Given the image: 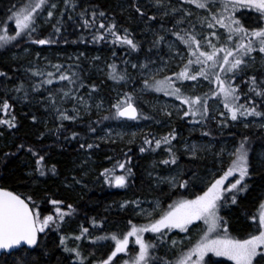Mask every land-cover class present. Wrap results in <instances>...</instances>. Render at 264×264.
<instances>
[{
    "label": "snow or ice",
    "instance_id": "1",
    "mask_svg": "<svg viewBox=\"0 0 264 264\" xmlns=\"http://www.w3.org/2000/svg\"><path fill=\"white\" fill-rule=\"evenodd\" d=\"M185 5L194 6L199 11L194 13ZM77 7V0H63L62 9L60 0H20L0 18V49L8 50L23 44L45 46L57 43L66 11L76 12ZM125 11L129 13L128 21H138L145 26V31L152 33L153 39L143 62H140L139 54L144 52V40L138 38L136 30L124 26L115 15H109L99 7H81L77 13V27L90 33L93 43L110 41L113 46L125 48L129 55L138 54L137 62L122 59V69L115 62L108 63L105 72L107 80L122 87L135 83L136 77L129 71L130 66L139 76L141 84L139 93L135 88L118 92L115 102L107 109L108 114L87 123L84 136L71 131L70 137H65L77 141L79 149L83 150L86 159L81 167L89 163L102 143H116L110 125L106 129L97 127L103 121H117L118 127L126 126L129 121L162 123L141 109L139 97L144 93H161L179 101V104L171 105L165 102L158 111L169 118V124L175 113L189 126L190 133L199 130L201 139H212L207 142L181 139L182 134L176 127L159 136L146 133L139 152L163 151L167 154L154 163V167L165 166L168 173L155 176L160 196L152 201L129 199L118 205L121 210L140 217L144 222H133L128 218L126 230L118 232L107 229V217H92L91 227L95 233L82 224L79 234L60 236V247L68 254L71 264H224V261L231 264H264V199L258 204L257 214L248 217L254 231L245 237L233 236L228 218L222 215L224 209L238 206L241 196L250 190L249 182L253 176L251 138L243 135L238 143L229 148L219 141L213 142L215 133L212 130L213 125L222 130L233 124H242L246 129L253 126L264 129V72L248 71L255 67L258 60L264 67V0H124L120 5V14ZM252 12L256 13L255 25L245 20V16ZM67 19L73 20L74 17L69 13ZM13 21L15 27L10 30ZM45 25L53 30L47 36L42 35ZM170 37H175V40ZM161 46L167 47V58L159 55ZM112 54L116 55L114 51ZM174 60L179 62L178 70L168 75L169 63ZM26 71L38 79L30 83L20 80L12 89L17 93L16 98L29 99V88L32 92L46 91L47 96L40 102L46 99L45 111L54 112L60 122L57 132L66 129L65 121L76 123L83 119L82 114L90 116L93 107L98 112L103 109L102 99L98 103L92 102L93 93L99 91V85L85 83L84 70L79 64L65 68L63 64L49 62L44 68L37 65ZM0 77L7 78L8 73L0 71ZM59 82L66 84H60L58 88L45 87ZM203 82H207V91L197 92ZM82 89L87 91L82 93ZM70 101L72 107H64ZM210 101L222 104L223 110L214 112ZM11 109L7 98L0 102V112L5 117L0 118V125L8 129L17 127V118ZM31 119L37 122L35 115ZM101 132L104 134L101 135ZM126 134L116 132L115 136L122 140ZM135 135V132L131 133V136ZM217 143H220L218 148ZM181 148L183 151H180ZM213 149L216 163L223 166L227 157L228 166L226 169L222 167L218 178L213 173V179L203 189L194 191L196 182L201 178L185 164L200 160L203 154ZM17 151H26L33 158L34 167L28 173L33 179L49 173L58 175L55 164L49 167L45 149L20 143ZM131 152L132 149H129L124 153V159H116L111 168L105 167L100 172V177L109 187L128 188L129 177L133 176ZM15 154L5 152L3 155L11 158ZM185 156L188 157L187 162L182 159ZM117 169L120 174H117ZM72 183L87 186L76 176L72 177ZM164 197L171 201L166 207ZM43 202L54 206L53 214L43 213ZM77 212L73 204L63 199L46 196L45 201L37 202L31 195L0 187V264H35L33 253L40 248L44 237L51 231H59L67 222L66 218L74 217ZM193 230H199L200 235L186 248L182 240L172 236L173 233H184L190 239ZM149 233L152 235L146 236ZM69 239L78 242L86 240L93 246V251L85 255L81 244L69 246ZM178 244L181 247L176 252ZM104 247H108L109 251L97 256L96 249ZM213 257L223 259L213 260Z\"/></svg>",
    "mask_w": 264,
    "mask_h": 264
},
{
    "label": "trees",
    "instance_id": "2",
    "mask_svg": "<svg viewBox=\"0 0 264 264\" xmlns=\"http://www.w3.org/2000/svg\"><path fill=\"white\" fill-rule=\"evenodd\" d=\"M20 0H0V18H3L13 4H19ZM124 3V0H77L76 12L67 10L63 21V29L60 37H54L58 39V42L52 45H31L23 44L20 47H9L8 50L0 49V71L8 73V77H0V102L7 98L12 105L11 112H13L17 118V127L14 129H8L6 126L0 125V187H6L9 190H14L23 195L33 196L37 202L45 201V197L63 199L67 203L73 204L78 212L72 218H66L67 222L62 226L59 231H51L46 237H44L40 248L33 253L35 256V264H71L68 259V254L64 253L59 245L61 235L72 236V231L78 229L76 234H79L80 226L89 227L91 232L95 233V230L91 227V218L96 217L101 219L107 217L106 227L108 230H115L123 232L127 228V219L131 218L133 222L143 223L144 221L139 217L132 215L129 212L121 210L119 203L129 200L140 198L145 201H152L155 197L160 196V189L153 188L152 177L149 175L151 172L163 173L165 168L162 165L154 167V163L160 159L159 155L163 151L158 152H146L141 154L139 147L143 143V133L137 135L131 141L126 139H116V143H102L101 147L92 154L91 159L87 165L81 167L82 162L86 159L83 150L79 149L78 143L75 140L66 139L70 137L71 131H76L84 136L86 133V125L90 121H97L104 115H107V109L115 102L116 94L124 91H131L133 88L140 89L139 76L135 70L129 66V71L136 77L135 83H129L127 86H120L114 84L112 81L107 80L105 72L107 71L106 65L108 63L115 62L119 69H122L124 65L121 63L122 59L131 60L137 62L136 53L129 55L125 48L117 45L113 46L111 42H99L93 43L91 41V34L85 32L83 29L77 27L76 21L78 19L77 13L81 7L84 8H96L106 10L109 15H115L117 20L124 24V26L130 29L136 30L138 38L144 40V52L139 54L140 62H143L144 54L147 53L148 46L153 39L152 33L145 31V26L138 21H128L127 17L129 13L125 11L120 14V5ZM60 8H63V0H60ZM72 14L74 19L68 20L67 15ZM253 16V15H252ZM245 18L246 21H253ZM248 24H251L250 22ZM170 26V25H169ZM14 21L10 25V30L14 28ZM158 28L159 26L156 25ZM52 28L45 25L42 30V35L47 36L52 33ZM81 36L84 37L81 40ZM65 38L67 43H65ZM175 38V37H170ZM75 41V42H74ZM165 46H161L165 53ZM27 49V50H25ZM48 49L53 50V56L48 59L41 57L40 51ZM113 51L116 53L113 56ZM153 51H156L155 49ZM30 53V54H29ZM39 53L37 55L31 54ZM83 53V55H81ZM67 55V56H66ZM79 57V59H77ZM94 57H100L96 60ZM49 60V61H46ZM51 62L52 64H63L65 68L69 65L79 64L83 71V79L85 83L95 82L99 85V91L93 93V103H98L103 100V109L98 110L93 107L91 115L82 114L83 119L76 123H70L65 121L66 129H60L57 132V126L60 123L56 118L54 112L51 110L45 111L47 100L40 101L47 96V92L41 89L40 92H32L29 88L30 98L19 99L17 93L12 89L20 81L24 80L26 83H30L32 80L38 78L31 77V74L26 71L31 66H39L44 68ZM103 69L104 71H101ZM51 70V69H50ZM250 72H264V69L254 70L249 69ZM170 75V73H167ZM60 84H66V82H59L52 86L58 88ZM87 89H82L81 92H85ZM154 94V93H153ZM152 93L143 94V99H139L140 107L144 112H147L154 116L152 110L149 108V104H145V99H151L154 97ZM22 93L20 96L22 97ZM64 107L71 108L72 102L65 104ZM35 115L37 122H33L31 117ZM0 118H5L4 114L0 112ZM154 122V121H153ZM137 123V122H127ZM157 124L150 128L149 132L156 134ZM111 126L112 129L118 126L117 121L106 120L98 124L99 129H106V126ZM212 130L216 133V127L213 125ZM148 132V133H149ZM101 135L104 132L100 133ZM224 135L230 139H235L239 142L243 135H248L251 138L252 147V171L253 176L250 183V190L247 194L241 196L238 206H232L231 208L224 209L222 215H225L230 222V231L233 236L245 237L248 233L254 231L251 225V221L248 217L252 214H256V206L259 200V195L264 191V168L258 169L254 166L255 152L264 148V129L257 128L255 126L250 128H244L241 125L225 127ZM158 136V135H157ZM78 139H80L78 137ZM91 142V141H89ZM99 142V141H97ZM24 143L25 145H32L33 147L45 149L47 151L46 159L49 163L57 166L58 175L52 176L50 173L47 176L39 177L35 179L29 176L28 173L34 167L33 158L26 151H17V145ZM132 149L129 155L133 156L132 167L133 176L129 177V186L127 189L121 190L114 187H109L103 182V178L100 177V172L105 167L111 168L116 159H124V153ZM5 152H15L16 154L11 158H5ZM107 157H112L111 160ZM163 158V157H162ZM187 162L188 157L182 158ZM6 160V162H5ZM186 167L193 168L200 176V180L196 182V188L194 191H199L205 186L201 184L204 180L205 171H203V164L200 160L188 164ZM87 175H84V173ZM117 174H120L117 169ZM76 176L78 179H82L84 184L72 183V177ZM99 177V178H98ZM217 178L219 177L216 176ZM232 179V178H230ZM166 189V186H162ZM174 198V197H173ZM167 203L171 201L166 197L162 198ZM148 206V204H145ZM41 209L44 214H53L54 206L43 202L41 203ZM192 234V233H191ZM152 234H147L150 236ZM197 235V234H196ZM173 238L182 240L183 246L186 248L190 243L195 242V237L187 238V234L173 233ZM70 240V239H69ZM70 245L73 246L71 240ZM86 249H83L84 253L93 251V246L88 242L85 244ZM132 247V245L130 246ZM181 245L178 244L175 249L176 252L180 250ZM108 247L102 249L97 248L96 254L99 256L101 253H107ZM172 253L169 252V256ZM213 260H222L221 258L213 257ZM224 264H231V262L224 261Z\"/></svg>",
    "mask_w": 264,
    "mask_h": 264
},
{
    "label": "rangeland",
    "instance_id": "3",
    "mask_svg": "<svg viewBox=\"0 0 264 264\" xmlns=\"http://www.w3.org/2000/svg\"><path fill=\"white\" fill-rule=\"evenodd\" d=\"M185 7H189V8H192L193 12L196 13L198 12L199 10L195 9L194 6H190V5H185ZM249 15H253L252 16V22L251 20L250 21H247V23H251V25H255L256 24V20H255V16H256V13L252 12V13H249L245 16V18H249L251 19V17H249ZM192 19L194 20L195 19V16L192 17ZM221 32L223 31L222 29L220 30ZM172 40H175V38H172ZM181 47H183L181 45ZM41 52V57H44L45 59H47V55H48V59L53 56V50L52 49H48V50H45V51H40ZM160 52H163L160 51ZM167 53H168V49L167 47L165 48V53L164 54H160V56H164L165 58H167ZM30 54V53H29ZM31 55H34L36 56L37 54L33 53ZM67 56V55H66ZM38 59V58H37ZM46 61H49V60H46ZM178 61H171L169 63V72L170 75L173 71H177L178 70ZM254 70H259V69H264V67H262L261 63L259 62V60L257 61V63L255 64V67L252 68ZM188 84H191V83H194V82H186ZM139 91V89H138ZM197 92H203V91H207V82H203V86L201 87H198L196 89ZM149 93H152L153 92H149ZM118 94V93H117ZM117 94H116V98H117ZM144 94H148V93H144ZM154 97L151 98V99H145V104H149V108L152 110L154 116L156 117L157 120L161 121L162 123H158L157 124V127H156V135H163L164 133L168 132L170 130L171 127H176L180 132H181V139H188L189 141H197V142H207L208 140H211L212 138L211 137H207V138H203L201 139L200 137V131L197 130L195 132H189L188 131V128L189 126L186 125L184 123L183 120H181L179 117H177L174 113L173 115V118L171 119V123L169 124L168 123V120L169 118L164 116L162 112L158 111V109L162 108L164 106V103L167 102L169 103V105H171L172 103H175V104H179V101H173L171 98L169 97H164L161 93H154L153 94ZM145 97H143V94L140 95L139 99H143ZM210 104H211V107L213 109L214 112L216 111H222L223 110V106L222 104H219L215 101H210ZM155 124V122L153 121H139L137 123H130L124 127H118L116 126L115 128H113L114 130V137L115 138H118L115 136V133L116 132H123V133H127L126 135H124L123 139H126L128 141H131L133 138H135L137 135L143 133V134H146L149 132L150 128L153 127ZM237 125H241L243 126L242 124H233L232 126H237ZM257 128H259L258 126H255ZM224 129L223 128L222 130H220L219 128H216V133H215V141H213L214 143L216 141H219L220 143H223V144H226L229 148H231L234 144L238 143L237 140L235 139H230L229 137L225 136L224 135ZM135 132L136 135L135 137L131 136V133ZM175 143V142H174ZM220 143H217L216 144V147L218 148L220 146ZM180 151H183V149L181 148ZM215 151V149H213L212 151H209L208 153H205L202 155V158L200 159V161L202 162L203 164V171H205V176H204V180L201 182V184H203L204 186L206 185L207 182L211 181L213 179V173H215V176H218V175H221L222 174V167L223 169H226L227 166H228V158L225 157L224 158V164L223 166H221L220 164L216 163V158L215 156L213 155V152ZM166 153L163 152V154L161 153L159 155V159H163L166 157ZM163 157V158H162ZM186 157V156H185ZM254 166L258 169H262L264 168V148H260L258 149L256 152H255V155H254ZM163 166V165H162ZM163 168H165V166H163ZM152 175V186L153 188L157 189L156 185H155V176L156 172H151ZM162 174H168L167 171L165 170ZM121 190H124V189H121ZM259 200L261 201L262 199H264V191L260 193L259 195ZM257 203V206H256V214L258 212V204L259 202ZM146 204V203H145ZM145 207H147L145 205ZM137 218V216H136ZM139 218V217H138ZM78 231V229H75L72 231L73 234H76V232ZM150 234V233H149ZM197 234V235H196ZM147 235V234H146ZM200 235V232L199 230H193L192 231V234H191V237H197L196 239H198ZM233 235V234H232ZM235 236V235H234ZM195 239V240H196ZM71 240V243H73L72 245L75 246L76 244H81V247L83 249H85V251H88V249H86V243L88 241H75V240ZM68 240V245H70L69 241ZM131 246V244H130ZM88 252H86L85 255H87ZM223 259V258H221Z\"/></svg>",
    "mask_w": 264,
    "mask_h": 264
},
{
    "label": "flooded vegetation",
    "instance_id": "4",
    "mask_svg": "<svg viewBox=\"0 0 264 264\" xmlns=\"http://www.w3.org/2000/svg\"><path fill=\"white\" fill-rule=\"evenodd\" d=\"M41 236H42V234H41Z\"/></svg>",
    "mask_w": 264,
    "mask_h": 264
}]
</instances>
